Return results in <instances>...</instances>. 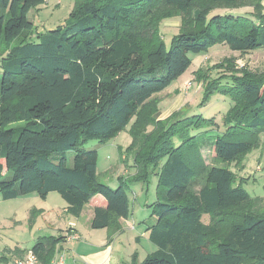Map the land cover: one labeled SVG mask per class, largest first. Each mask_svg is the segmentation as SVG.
<instances>
[{"label":"trees","instance_id":"16d2710c","mask_svg":"<svg viewBox=\"0 0 264 264\" xmlns=\"http://www.w3.org/2000/svg\"><path fill=\"white\" fill-rule=\"evenodd\" d=\"M44 3L0 0L2 200L55 192L78 218L98 197L104 205L92 208L90 228L111 237L130 216L127 186L154 176L155 223L145 231L156 250L131 264H264V204L226 167L262 146L264 70L235 69L227 58L209 68L223 70L218 79L196 72L202 107L217 92L230 99L221 130L181 111L156 118L157 96L193 57L218 44L240 54L264 48L262 0H78L63 24L39 34L28 15ZM244 6L253 8L248 16L211 15ZM174 16L180 28L166 47L160 22ZM125 130L136 174L111 189L97 178V153L83 147ZM64 233L35 241L39 264H51Z\"/></svg>","mask_w":264,"mask_h":264},{"label":"rangeland","instance_id":"374dc122","mask_svg":"<svg viewBox=\"0 0 264 264\" xmlns=\"http://www.w3.org/2000/svg\"><path fill=\"white\" fill-rule=\"evenodd\" d=\"M77 1L45 0V3L37 11L29 13L28 18L33 23L37 33H46L68 19L69 13ZM262 6L264 12V0H262ZM252 11L253 8L249 6L236 9L216 8L211 15L248 16ZM180 23L181 18L179 16L164 19L160 22L159 29L166 47H169L172 36L178 33ZM34 41H37V39ZM227 58L233 59L235 69L240 70L243 68L253 72L264 70V48L240 54L231 51L224 44L215 45L209 48L206 53L193 57L188 70L172 84L170 89L157 96L159 99L157 106L159 114L156 118L163 120L172 113L181 111L183 114L197 115L207 120L213 118L221 130V119L230 108V99L217 92L202 107L201 103L204 99L202 87L205 83L196 81L195 77L197 76L196 72L200 70L202 76L208 75L212 79H218L224 75L223 70L210 71L209 68L218 65L223 59ZM226 75H229V73L226 72ZM225 83H227L225 80L221 82V84ZM17 126H22V123H18L13 127ZM261 141V148L249 152L240 164L221 165L233 171L236 184H242L243 189L252 198H258L264 204L263 134L261 135ZM130 144L131 136L125 130L107 143L89 141L84 145V150L97 153L96 173L99 182L115 189L118 186L117 181L119 178L127 181L129 177L136 174L132 157H127L126 154ZM202 154L205 162L210 163L212 154L208 150H203ZM73 156V152H69L67 155L69 166ZM247 158L250 165L246 167L245 172ZM156 193L157 180L154 176H151L150 181L145 184L128 185L130 216L123 225V232L111 237H109V230L107 229L92 230L90 228L91 213L90 211L87 213V209L79 218L70 215L63 216L60 205H58L62 200L55 192L49 195L47 202H43L36 194L17 198L16 200L3 201L0 193V264H13L14 259H11V256H8L6 252L8 249L13 251L14 245L30 248L38 238L58 236L60 229L69 226V221L77 225L81 237L85 241L96 244L101 241V248L88 256V261L83 257L77 259L75 253L69 252L71 247H75L76 242L65 243L62 245V251L57 255L64 256L66 264H73L71 260L77 262V264H131L133 255H136L135 262L141 263L146 255L156 250L155 246L148 241V233L145 231L146 227L155 223L154 218L150 216L149 206L156 201ZM41 208L50 209L52 214H42ZM61 216L63 218L60 220L58 217ZM56 220L59 221L55 226L52 225L54 227L48 226V221L51 223ZM203 222L207 224L208 217H203Z\"/></svg>","mask_w":264,"mask_h":264},{"label":"crops","instance_id":"0c3cea01","mask_svg":"<svg viewBox=\"0 0 264 264\" xmlns=\"http://www.w3.org/2000/svg\"><path fill=\"white\" fill-rule=\"evenodd\" d=\"M171 88V87H170ZM169 88V89H170ZM250 162H248V158L246 159V162H245V172H246V167H248L250 164H249ZM51 193H49L47 196H46V198H45V200H42L43 202H47V200H48V198H49V195H50ZM37 195V194H36ZM59 196V195H58ZM37 197H38V195H37ZM37 197H34L35 199L37 198ZM60 197V196H59ZM21 198V197H20ZM23 198V197H22ZM39 198V197H38ZM19 199V198H18ZM60 199H61V197H60ZM16 200V199H15ZM62 200V199H61ZM9 201V200H8ZM91 202H93V204H89V205H87L84 209H83V211H82V213H81V215L83 214V212H85V210L87 209V213L90 211V213H91V215H90V221H91V219H92V216H93V210H92V208L93 207H95V206H99V207H101V206H103L104 205V203L102 202V200L100 199V198H94ZM58 205H60L59 207H60V209L62 210V214H63V216L64 215H68L67 214V212H66V210H67V205H66V203L62 200ZM89 206V207H88ZM51 209H52V207H50ZM89 208V209H88ZM40 211L42 212V214H44V213H46L47 215H50V214H52V212L50 211V209H48V208H41L40 209ZM80 215V216H81ZM79 216V217H80ZM78 217V218H79ZM60 220L63 218L62 216L61 217H58ZM59 220H56V221H54V222H49L48 221V226H52V225H56L57 224V222H58ZM69 226H67L65 229H60V234L59 235H62L66 230H68V229H71V230H73L74 232H76L78 235H79V240H77V241H71V242H76L75 243V247H71V250L69 251V252H72V253H75V256L77 257V259H79V257H83V258H85L86 260H88V256H91L92 254H94L95 252H97V250H98V248H101V241L98 243V244H96V243H90V242H87V241H85L82 237H81V234H80V231L78 230V227H77V225L76 224H74L73 222H71V221H69ZM124 225V224H123ZM54 226H52V227H54ZM124 230V229H123ZM123 232V231H122ZM121 232V233H122ZM52 237H54V236H52ZM56 237V236H55ZM70 242V243H71ZM67 244V243H69V242H61L59 245H58V250L56 251V253H55V255L58 253H60V251H62V245L63 244ZM103 243V242H102ZM33 246V245H32ZM31 246V247H32ZM31 247L30 248H22L21 246H18V245H14V250L12 251V250H10V249H8L7 250V252H6V254H8V256H11V259H20V258H23V257H25L26 256V254L28 253V251H30V249H31ZM10 250V251H9ZM55 257V256H54ZM89 261V260H88ZM71 262L73 263V264H77V262H73V260H71Z\"/></svg>","mask_w":264,"mask_h":264},{"label":"built area","instance_id":"2783aa9c","mask_svg":"<svg viewBox=\"0 0 264 264\" xmlns=\"http://www.w3.org/2000/svg\"><path fill=\"white\" fill-rule=\"evenodd\" d=\"M64 233L65 242L77 241L79 240V235L71 229H68ZM13 264H39L37 258L32 254L31 251H28L25 257L20 259H15ZM51 264H66L65 258L62 255H55Z\"/></svg>","mask_w":264,"mask_h":264}]
</instances>
